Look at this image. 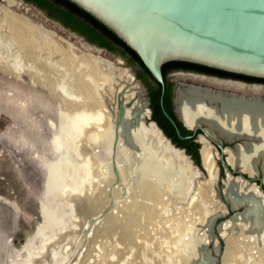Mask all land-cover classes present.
Instances as JSON below:
<instances>
[{
    "label": "bare ground",
    "instance_id": "1",
    "mask_svg": "<svg viewBox=\"0 0 264 264\" xmlns=\"http://www.w3.org/2000/svg\"><path fill=\"white\" fill-rule=\"evenodd\" d=\"M22 10L23 4L20 0H0V73L17 80L27 79L31 85L46 89L65 106L62 109L63 114H61V116L63 115V128L61 131L64 137V147L66 146L65 149L69 147L72 151L70 159L72 166L69 169L58 170L55 173L56 175H53L52 194L55 196L56 192L61 190L63 191L62 194L66 196L65 201L68 199L67 201L70 202L72 200L74 202L77 196H83V199L85 198L84 205L87 207L85 210L90 213L98 211L103 197V193L98 191L101 190V184L109 177L108 172L112 168L114 149L112 125L110 118L107 116L110 112L108 114L105 112L107 110L103 107L98 95V88L107 79L99 66L101 61L98 54L101 53V50L86 44L83 47H78L76 44L58 37L56 33L47 30L44 27L45 25L42 26L34 22L26 13H22ZM175 80L181 84L176 88L175 100L180 117L189 125H194L203 119L206 121V127H209V131H217L223 138L229 140L247 139L248 143L242 146L239 145L234 151L227 150V153L230 155V162H236V164L241 165L244 171L253 173L256 158L258 156L264 157V87L245 86L237 82L219 81L185 74H178ZM151 125L152 128L147 131L157 139L158 144L154 149L156 152L160 151L161 155L160 153L159 155L162 157L161 161L158 160L161 167L155 166V169L167 175V204H165L167 208V246L165 244L156 246L146 244L137 252L140 258L138 262L140 264H160L161 262L163 264H204L207 260V254H205V251L203 253L201 245L204 244L207 248L209 243H212L214 252L220 255L224 242L225 252L221 259L222 264H264V194L260 191L257 193L258 189L255 185H251L241 178L231 180L232 178L229 177L224 180L222 195L230 203L231 209L244 208V212L236 213L231 219L221 223L218 232L222 236L220 235L221 237L218 238L213 234L214 225L218 217L225 216L227 211L223 209L224 207L214 209L216 203L220 201L219 190L215 183L218 178V169L215 165L217 157L215 148L204 138L200 139L202 144L200 150L201 161L208 174V181L204 183L199 178L201 172L193 167L189 158L181 150L169 144L155 123ZM132 136L134 139L131 144L136 150L135 153L133 152L132 155L127 154L128 150L123 145L117 146L118 149L115 154L117 172L121 174L118 181H122V184L116 182V185L121 184L120 191L117 192L116 196L122 199V192H126L129 198H136L138 201L139 198L147 203L158 200L161 195L160 190L163 189L160 185L162 183H160L159 178H153V173H156V171H153L150 162L149 164L146 163L145 166L142 165L141 168H136L139 179L133 180L126 172L128 167H125L124 164L126 166H132L133 164L134 168V164H136L134 162L140 159L138 152L142 147V142L138 140L135 134H132ZM72 160L78 161L79 164L75 166L73 163L76 161L73 162ZM110 172L112 173V171ZM114 175L112 178L117 179ZM62 194L59 195L64 197ZM94 196L96 198L93 201ZM61 198L59 201H61ZM81 201L83 200L81 199ZM63 204L66 203L61 205ZM69 205L66 204V206ZM119 205L118 207H120ZM159 206L161 205L159 204ZM70 208L72 209L71 206ZM135 210L134 208L131 211L134 212ZM148 213L150 212L148 211ZM62 214L64 215L63 212ZM75 215L74 212L73 217ZM76 216L78 217V215ZM139 216L143 218L144 214L140 212ZM53 217L52 214L49 215L48 213L46 223L49 224ZM78 218L77 220H79ZM110 220L115 222L112 217ZM70 221L72 219L68 222ZM112 222L109 226L113 224ZM53 224L52 227H54ZM61 224H59V231L63 230V228H60ZM197 226L202 227L201 231L208 227L206 229L208 236L203 243L194 238L193 233L199 230L196 228ZM44 227L46 231L48 226L46 227L44 224ZM56 227L52 230L55 231ZM42 229L43 226L40 227L39 233ZM45 231H42V234ZM38 235L37 242L41 245L42 241H39L40 237L38 239ZM112 235L115 238V234L112 233ZM152 235L157 238L154 233ZM152 235L150 238H154ZM187 236L190 240L186 241L185 237ZM161 238L163 237L161 236ZM50 241V244L53 243V241ZM98 241L100 242V240ZM142 241L143 239L141 243L144 245ZM32 242L34 243V241ZM29 243L24 249L29 248ZM45 243L46 246L48 242L45 241ZM146 243L148 242L146 241ZM156 243H159V241H156ZM5 244L10 245L9 241H6ZM118 244L119 242L115 238L104 241L102 245L98 246L96 252L98 254L96 257L93 256L98 260L96 264H111L113 258H119L120 248L118 246L120 244ZM48 248L50 249L51 245L50 247H44L46 251ZM122 248L125 252V247ZM127 248L129 249V246ZM55 249L58 252V248ZM33 251L38 252L37 250ZM33 251L30 252L33 253ZM113 251H115L114 255H112ZM11 253L9 264H32L30 260L35 256L32 257L31 255L29 257L28 255L25 257L26 260L23 258V254H25L23 250L16 251L14 248L11 249ZM37 256L39 257L40 254H36L35 258ZM133 256L132 254L131 257ZM125 257L122 262L116 261H119L120 264L134 263L132 262L134 260L131 261V257L127 261ZM39 258L36 260L40 262ZM128 261L132 263H128ZM41 262L43 263V261Z\"/></svg>",
    "mask_w": 264,
    "mask_h": 264
},
{
    "label": "rangeland",
    "instance_id": "2",
    "mask_svg": "<svg viewBox=\"0 0 264 264\" xmlns=\"http://www.w3.org/2000/svg\"><path fill=\"white\" fill-rule=\"evenodd\" d=\"M20 2L23 4L22 13H26V15L34 22L42 26L45 25L44 27L47 30L56 33L58 37L68 40L71 43L76 44L78 47H83V45L86 44L101 50V53L98 54L100 57L99 60L101 61L99 66L101 67L103 75H105L107 79L103 84L101 83V86L98 88V95L103 103V107L107 110L104 111L107 112V114L110 112L109 115H106L110 118L112 134L114 131H118L124 139H127V142L131 147L130 149H132L134 153L136 150L134 149L133 144H131L134 139L132 134H135V136L138 137V140L144 144L147 150L149 148H155V146L157 147V139L147 131L152 128L151 124L156 122L151 118L148 83H145L137 77V72L139 70L138 66L131 63L129 57L120 55L118 51L111 52L88 42L83 36L65 27L55 18L49 17L46 10L41 9L34 3H29L25 0H20ZM176 78V73L168 74V79L172 83L174 89L181 85L175 80ZM149 85L153 87L155 86V83L150 79ZM64 108L65 106L60 100L54 98V96H52L46 89L31 85L25 78L17 80L0 73V264H9L12 254L11 249L13 248L16 251L23 250L25 253L23 254V258L28 255L29 257L31 255L33 257V255L36 256V254H40V258L38 256L36 258L35 256L34 258H31L30 262L32 264H75V262L86 264L87 261V264H96L98 260L95 257L98 254L96 253L98 251L97 248H99L98 246L102 245L104 241H110L115 238L120 244V246H118L120 248L118 252L119 258H113L114 261L112 259L110 263L112 264V262H114L113 264H120L122 260L124 261L125 256L127 261V259H130L133 254L135 258H133L134 256L131 257V261L134 260L132 261L134 263L130 261H128V263L140 264L138 262L140 261V258L137 255V252L140 251L143 246L146 244H150L151 246L165 244L167 246V208L165 205L167 204V175L158 170L156 173H153L155 179L159 178L160 183H162L160 184L161 188L163 189L160 190L161 195L158 200L149 201L150 203L143 201L141 198H139V201L136 198H129L126 192H122V199L117 197L116 194L120 191L119 187H121L122 181L120 182L117 179H113L114 177L112 178L115 174L112 168H110L111 170L109 169L112 173L107 171L109 177L101 184V190L98 191L99 193H103L102 200L100 201V209L98 211L91 213L86 211L85 208L87 207L84 205L85 198L83 199V196H77L74 202H72L73 200L71 202L67 201L68 199L65 201L66 196L62 194L63 191L59 190L56 192L57 196L55 195V198L51 190L54 178L53 175L55 176V173L58 170L69 169V167L72 166L70 163L72 151L69 147H67L68 149H65L66 146L64 147V137L62 136L61 131L63 128V115L61 116V114H63L62 109ZM195 141L198 142L197 138ZM242 141H244V139L236 142L244 145V142ZM198 143L201 148L202 144L200 142ZM176 147L177 149H181L177 145ZM215 151L217 153L215 165L218 169V178L215 183L219 190L220 201L219 203H216L214 209H221L224 207L223 209H226L227 211L225 216L218 217L214 225L213 234L220 238L222 235L218 232L219 225L231 219L236 213H243L244 208H239L238 210L231 209L230 203L222 195L223 181L227 180L229 177H232L231 180H233L236 179L235 177L241 176L238 174H230L229 176L227 170L228 165L220 164L217 149H215ZM157 152L158 154L160 153V151ZM138 153L140 159L139 161L134 162L136 163L134 164V168L133 164L132 166H126L128 167L126 172L129 173V176L133 180L139 179L137 177V174L139 173L138 170L136 171V168H141L142 165L145 166V163L141 159L140 152ZM160 159H162V157H160ZM75 161L76 160L73 162ZM77 162L78 161L73 164L77 166L79 164ZM263 162L264 157H260L258 162V173L256 176H263L260 169ZM193 167L201 172V177H199L200 181L204 183L207 182L208 174L202 165V161L200 166L193 161ZM131 175L135 176L132 177ZM114 176L116 177V174ZM116 182H120L121 184L116 185ZM115 185L116 187H114ZM262 189L263 190H260V193L264 194V183ZM165 190L166 192L164 193ZM74 191L75 190L73 189V192ZM256 192L258 193L259 190ZM59 194H62L64 197ZM89 196L91 197V195ZM60 198L61 201H59ZM95 198L96 196H94L93 201ZM81 199L83 201H81ZM55 200L56 202L58 201V204ZM51 203L54 205L52 206ZM62 203L70 205H61ZM159 204L161 206H159ZM76 205L77 207H75ZM118 205L120 207H118ZM64 206L65 208H63ZM134 208L136 210L134 212L131 211L134 210ZM110 209L113 210L111 211ZM83 210L85 211L83 212ZM147 210L150 213H148ZM74 212L79 218L76 215L73 217ZM140 212L144 214L143 218L139 216ZM48 213L49 215L52 214V216H54L49 224H47L48 222L46 223V215ZM117 215H120V217ZM158 216L160 217L159 219ZM111 217L115 222L110 220ZM77 218L79 220H77ZM71 219L72 221L68 222ZM88 220H90V223H88L90 225V237L86 244L84 243L86 237L82 236V231ZM111 222L113 224L109 226ZM139 222L142 223L139 224ZM44 224L46 227H49H47L46 231L44 230ZM52 224L54 227L58 226L55 231L52 230L54 228L51 226ZM59 224H61L60 228H63L61 231H59ZM77 225H80V229L77 228ZM42 226L43 229L40 230L39 233V229ZM200 226L196 227L199 230L193 233V235L194 238H197V240L203 243L208 236L206 230L208 227H205V230L201 231L202 227ZM65 228L67 231L64 230ZM151 230H153V232H151ZM42 231H45L43 233L46 236L42 234ZM139 231L141 232V235ZM112 233L115 234V238ZM153 233L157 238L152 235ZM34 235L36 238H34ZM37 235L38 239L40 237L39 241H42V246L37 242ZM151 235L152 237L154 236V238H150ZM159 236L160 238L161 236L163 238L160 239ZM102 238H104V240H102ZM144 238L148 243H146ZM185 238L187 241L189 236ZM192 238L193 236L191 239ZM140 239H143L142 242L144 245H142ZM30 240L34 241L36 245L33 242L31 243ZM44 240L48 242L49 245L47 244L45 246L44 244L46 243ZM50 240H52L53 243L50 244ZM98 240H100V242ZM6 241H9L10 245L5 244ZM154 241L155 243H153ZM156 241H159V243H156ZM27 243H29V248L27 247L24 249L25 246H27ZM31 244L34 247H32ZM50 245L51 248H48L46 251L44 247H50ZM127 246H129V249ZM222 246V252L219 255L214 252V245L209 243L205 250V254H207V258L209 259L208 264H222L221 259L225 252L224 242ZM31 247L32 249H30ZM122 247H125V252ZM55 248H58V252ZM33 250H37L38 252ZM30 251H33L34 254ZM128 252L129 254H127ZM114 254L115 251L112 252V255ZM58 255L59 257H57ZM38 258L43 261V263L36 260ZM94 258L95 260H93ZM25 259L27 260V258ZM135 259H137V261H135ZM116 260H119L120 262H117ZM160 264L163 263L161 262Z\"/></svg>",
    "mask_w": 264,
    "mask_h": 264
},
{
    "label": "water",
    "instance_id": "3",
    "mask_svg": "<svg viewBox=\"0 0 264 264\" xmlns=\"http://www.w3.org/2000/svg\"><path fill=\"white\" fill-rule=\"evenodd\" d=\"M70 1L113 31L138 54L153 78L161 84L162 95L165 93L163 66L173 61L198 64L239 76L264 80V0ZM196 75L237 82L245 86L264 87V83L202 74ZM176 88L173 96L175 111L183 125L192 131L190 137L196 136L200 143V139L204 138L217 149L220 162L223 165H228L229 176L230 174H238L241 177L235 178H241L249 184L255 185L259 191L263 190L264 162L260 167L263 176H256L261 156L256 158L253 173H248L243 170L241 165L229 161L230 155L227 150L234 151L239 145L242 146L236 141L244 139L243 144L249 141L245 138L239 140L223 138L217 131H209V127H206V121L203 119L194 125H189L178 114L175 102ZM155 125L169 144L177 148L158 127V124L155 123ZM112 137L114 139L112 169L117 180H119L121 174L117 172L115 155L117 146L123 145L128 150L127 154L132 155L133 151L130 149L127 139H124L118 131H114ZM142 147L139 150L141 159L145 160V164L150 162L153 171H157L155 166L161 167L159 163L161 156L154 148L147 150L143 143ZM179 150L193 164L192 158L186 153V150L183 148ZM124 166L126 167V164ZM258 180L261 182L260 184L257 183ZM88 223L90 220L85 224L82 231V236L86 237L84 243L88 242L90 237V225ZM201 247L204 253L206 246L203 244ZM208 263L209 259L207 258L204 264ZM75 264L79 263L75 262Z\"/></svg>",
    "mask_w": 264,
    "mask_h": 264
},
{
    "label": "trees",
    "instance_id": "4",
    "mask_svg": "<svg viewBox=\"0 0 264 264\" xmlns=\"http://www.w3.org/2000/svg\"><path fill=\"white\" fill-rule=\"evenodd\" d=\"M29 3H34L38 7L47 11V14L51 18H55L60 23H62L65 27L71 29L72 31L78 33L83 36L88 42L98 46L100 48L107 49L111 52H119L120 55L124 57H129L131 63L138 66L137 77L140 80H143L145 77L147 79H151L156 85V92L153 93V102L155 105L160 101L162 86L158 83L147 67L144 65L138 54L128 47L113 31L107 28L104 24L94 18L92 15L81 9L79 6L71 2L70 0H25ZM196 68L204 71H209L211 73H218L221 75H228L231 77H236L240 79H245L250 82H262L264 80L239 76L236 74H231L227 72H223L221 70H216L212 68H208L205 66H201L198 64H192L188 62L181 61H173L168 62L163 66V73L165 78V85L167 89V94L169 99H171L172 93V84L169 83L167 78V72L172 68ZM158 126L162 129L166 136H168L171 140V131L168 130L167 124L165 122H156ZM182 125L185 134H191L192 131L188 130L182 122H179ZM201 133V132H199ZM195 138L190 140H183L179 136H175V140L172 142L180 148L186 150V153L191 156L193 161L200 166L201 165V156H200V144L195 141ZM225 145H227L225 143ZM221 165H223L220 162ZM258 184L261 182L258 180Z\"/></svg>",
    "mask_w": 264,
    "mask_h": 264
},
{
    "label": "flooded vegetation",
    "instance_id": "5",
    "mask_svg": "<svg viewBox=\"0 0 264 264\" xmlns=\"http://www.w3.org/2000/svg\"><path fill=\"white\" fill-rule=\"evenodd\" d=\"M139 73V71H138ZM172 73H176V76L185 74V75H195V76H199L196 74H202V75H209V76H216V77H221V78H233V79H240V78H236V77H231L228 75H221L218 73H211L209 71H204V70H200V69H196V68H172L167 72V78H168V74H172ZM199 77H203V76H199ZM207 78V77H204ZM209 79H213V78H209ZM149 79H147L146 77L142 80L145 83H148V95H149V105L151 108V118L153 119V121L155 122H165L167 124L168 130L171 131V138L172 140H175V136H179L180 138H182L183 140H190L195 138L194 137H190L191 134H185L182 125H180L179 122H182L181 120H179L177 113L175 111V105L173 102V96H174V87L172 85V97L171 99H169L168 94H167V89H166V85H165V93L164 95H162L161 92V96H160V101L155 105V103L153 102V93L156 92V85L151 87L149 85ZM217 80V79H215ZM246 82H250L247 81L245 79H240ZM169 83L170 80L168 79ZM222 81V80H219ZM257 83H262V82H257ZM172 84V83H171ZM196 140V139H195Z\"/></svg>",
    "mask_w": 264,
    "mask_h": 264
}]
</instances>
